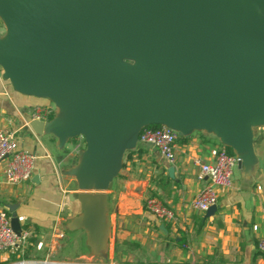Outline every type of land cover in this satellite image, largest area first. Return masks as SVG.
Masks as SVG:
<instances>
[{
    "label": "water",
    "instance_id": "obj_1",
    "mask_svg": "<svg viewBox=\"0 0 264 264\" xmlns=\"http://www.w3.org/2000/svg\"><path fill=\"white\" fill-rule=\"evenodd\" d=\"M0 22L2 78L54 107L48 121L27 117L33 133L54 137L58 150L83 140L64 171L80 208L66 227L85 232L94 258L107 259L105 193L144 128L211 135L236 156L237 170L256 173L264 0H0ZM9 212L20 236L15 208Z\"/></svg>",
    "mask_w": 264,
    "mask_h": 264
},
{
    "label": "crops",
    "instance_id": "obj_2",
    "mask_svg": "<svg viewBox=\"0 0 264 264\" xmlns=\"http://www.w3.org/2000/svg\"><path fill=\"white\" fill-rule=\"evenodd\" d=\"M37 107L50 104L13 91L0 69V131L12 133L19 147L35 156L31 181L18 186L4 181L0 164V209L15 208L22 231L29 234L26 245L38 254V258L28 254L30 258L75 262L90 255L94 264L112 259L125 264H264V256L257 251L264 227V127L254 131L256 173L245 176L236 168L232 187L217 192V211L208 218L192 210L190 202L206 184L205 178H199V164L214 161L219 141L204 133L192 134L186 142L177 143L174 164L167 163L156 149L139 144L125 161L123 174L105 193L110 237L107 259L96 262L86 246L85 232L66 227L80 214L78 202L68 198L77 191L75 180L64 174L76 163L79 147L66 145L58 150L54 137L35 135L27 117ZM149 196L172 209L178 223L158 221L144 210L143 201ZM67 233L77 234L86 248V252L69 255L74 261L60 258L69 243H64ZM129 246L136 250V257L123 259L119 253ZM7 257L0 254V264Z\"/></svg>",
    "mask_w": 264,
    "mask_h": 264
},
{
    "label": "built area",
    "instance_id": "obj_3",
    "mask_svg": "<svg viewBox=\"0 0 264 264\" xmlns=\"http://www.w3.org/2000/svg\"><path fill=\"white\" fill-rule=\"evenodd\" d=\"M54 113L50 107L34 109L32 119L42 122L48 121L49 116ZM177 135L174 131L165 127H147L142 130L139 136V144L150 146L157 150L161 158L167 163L174 164L176 159ZM238 159L234 155H229L226 148L221 146L216 153L212 163H202L200 165V179L205 178L206 184L192 198L190 207L199 213H206L209 208L216 206L218 201V191L232 187L233 175L237 168ZM0 164H3L4 181L12 186H18L31 181L35 156L27 150L21 149L12 133L0 131ZM143 208L156 220L176 225L179 218L175 212L165 206L163 202L154 196L146 197L143 201ZM29 234L21 232L17 236L10 225V216L4 209H0V253L10 250L24 248ZM257 251L264 256V227L263 235L257 240ZM23 254V252H22ZM18 258V256H17ZM9 264H94L86 261L59 262V261H35L18 259ZM101 264H125L114 262H103Z\"/></svg>",
    "mask_w": 264,
    "mask_h": 264
},
{
    "label": "rangeland",
    "instance_id": "obj_4",
    "mask_svg": "<svg viewBox=\"0 0 264 264\" xmlns=\"http://www.w3.org/2000/svg\"><path fill=\"white\" fill-rule=\"evenodd\" d=\"M0 33L1 34L4 33L3 25H0ZM49 104H50L51 110L53 111L54 110L53 105L51 103H49ZM42 108H44V107H42ZM67 146L70 147V148H73L74 146H78L79 150H80V149L84 148V143H83V140L81 138H79V139H76L75 142H69L67 144ZM121 174H123L122 171L120 172L119 178H120ZM115 181H116V179H115ZM64 241H65L64 242L65 244L67 242H69V243L67 245V248L62 251L61 257L59 256L60 258H64V260L68 259L69 261L70 260L74 261L76 258H74V256L73 257H69V255L71 256L72 254H74L73 252H79V253L86 252V248L83 246V243H82V238L79 239L77 237V234L67 233V235L64 238ZM62 243L63 242H61V244ZM22 252H23V254H22ZM134 253L137 254L136 250H131V249H128V247H123V250L121 252L122 255H120V256L123 259H124V257L125 258L130 257L131 259H133L134 257H136V256H134L135 255ZM0 254H7L8 255L5 264H9L10 262H13L14 260H18V259L33 260V258H30L31 254H35L34 258H38L37 252H35L34 249L29 248L26 244H25L24 248H20L19 250H13V251L10 250L9 252H4V253H0ZM28 254H30V255H28ZM17 256H18V258H17ZM53 259H55V257H53ZM90 259H91L90 255L89 256L85 255L84 261L90 262V261H92ZM98 261L100 262L101 260L96 258V262H98ZM109 262L119 263L120 261L116 260V259H112V260H109ZM130 263H134V262H130Z\"/></svg>",
    "mask_w": 264,
    "mask_h": 264
},
{
    "label": "trees",
    "instance_id": "obj_5",
    "mask_svg": "<svg viewBox=\"0 0 264 264\" xmlns=\"http://www.w3.org/2000/svg\"><path fill=\"white\" fill-rule=\"evenodd\" d=\"M53 115H54V113H52L50 116H49V120L50 119H52V117H53ZM150 127H152V128H158V126H150ZM149 127V128H150ZM76 141V139H74V140H72L71 142H75ZM187 141V138H178L177 139V143H184V142H186ZM226 151H227V153L229 154V155H233V153H232V151L231 150H229V149H227L226 148ZM134 151H129V152H127L126 154H125V157H124V161H123V165H122V167H124L125 166V161H127L130 157H131V154L133 153ZM118 178H119V176H118ZM6 213H7V215L8 216H10V213L8 212V211H6ZM128 249H130V246L128 247ZM122 252V251H121ZM121 252L119 253V255H122L121 254ZM259 253V252H258ZM260 254V253H259ZM261 255V254H260ZM263 256V255H262ZM121 257V256H120ZM118 258H119V256H118ZM119 260V259H118Z\"/></svg>",
    "mask_w": 264,
    "mask_h": 264
}]
</instances>
